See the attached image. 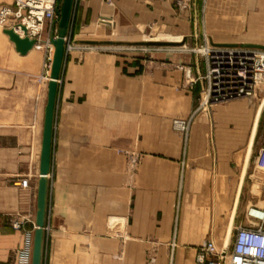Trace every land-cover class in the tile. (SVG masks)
Listing matches in <instances>:
<instances>
[{"label": "crops", "instance_id": "1", "mask_svg": "<svg viewBox=\"0 0 264 264\" xmlns=\"http://www.w3.org/2000/svg\"><path fill=\"white\" fill-rule=\"evenodd\" d=\"M208 2L212 44L264 46V0ZM175 5L75 0L58 83L43 264H197L205 243L224 248L230 232L232 239L249 224L240 204L255 146L250 108L196 113L204 58L162 49L145 60L113 48L145 34L196 35V22ZM49 36L22 56L0 30V264H23L36 229ZM189 119L187 134L172 126ZM263 162L256 160V178Z\"/></svg>", "mask_w": 264, "mask_h": 264}, {"label": "built area", "instance_id": "2", "mask_svg": "<svg viewBox=\"0 0 264 264\" xmlns=\"http://www.w3.org/2000/svg\"><path fill=\"white\" fill-rule=\"evenodd\" d=\"M0 5V28L13 30L21 38L36 41L35 48L43 42L49 31L48 61H52L53 46L49 43L56 38L60 14L57 10L63 0H9ZM25 28V30H23ZM68 38L66 39V45ZM68 49L70 46L68 45ZM66 48V49H67ZM207 71L203 78L206 82L202 95V108L217 104L250 98L264 85V50L244 48L240 45L228 47L207 44L203 50ZM190 121H174L176 131L187 134ZM264 152V142L262 153ZM262 155V154H261ZM134 164L136 161L133 162ZM18 185L28 188L29 179L21 180ZM251 208L247 211L248 225L236 227L231 248L226 252L214 243H205L198 251L197 264H264V218L254 216ZM264 211V209H257ZM15 230L22 228L21 222H15ZM32 241L22 252L24 263L32 264ZM154 261L151 262L153 264Z\"/></svg>", "mask_w": 264, "mask_h": 264}, {"label": "rangeland", "instance_id": "3", "mask_svg": "<svg viewBox=\"0 0 264 264\" xmlns=\"http://www.w3.org/2000/svg\"><path fill=\"white\" fill-rule=\"evenodd\" d=\"M9 1V0H7ZM176 1V8L179 12L185 13L188 15V17H191L193 19L188 18V22L192 24V27H194V22H196L197 27V33L195 35L194 31L193 34L189 37H179V36H173V35H162V34H155V35H140L138 37L137 43H127L125 41L116 43L114 49H121L126 53L129 49H135L137 50L139 56L144 57L145 60L152 59V57L156 58L158 57V54L160 55V50L162 49H172V50H182L185 53H190L194 57L198 58H204L203 56V50L206 48L207 44L211 43V19H210V4L209 0H175ZM199 1V2H198ZM196 14V19H194V15ZM196 20V21H194ZM1 30V28H0ZM115 39V38H114ZM151 43H174L172 46H154ZM127 49V50H126ZM51 63L52 61H48L46 65V69L50 71L51 69ZM189 83L190 86H193L198 82V79H191V76L189 77ZM205 89V88H204ZM201 91V95L199 97V103L196 107L197 110L201 106L202 102V95L203 91ZM234 103H240L250 108V111H252V118H251V130L253 128V124L255 121V117L258 114V111L261 109V117L257 129V135L255 139V146H254V152L252 156V161L250 164V168L248 171V176L246 179V189L244 190V194L242 196L241 204H240V217H243L245 215V212L247 214V211L251 208H257V209H264V175L262 177L256 178V160L258 157L264 155V152L262 153V144L264 142V85L256 90V92L253 94L250 98L240 99L236 101H231L227 103L217 104L212 107L202 108V110H211L215 109L216 107L220 106H229ZM263 105V107H261ZM199 111V112H200ZM176 121V120H174ZM174 121L172 123V126L174 128ZM190 121L191 120H187ZM182 133V132H181ZM23 180V179H22ZM19 222V221H16ZM15 222L12 223V228ZM14 229V228H13ZM15 230V229H14ZM20 230V229H19ZM32 241V252H33V241H34V235L30 236V242ZM232 245V239L230 240V243L228 245V248H231ZM28 247V244L27 246ZM220 249H223L220 248ZM152 261H150L149 264H151Z\"/></svg>", "mask_w": 264, "mask_h": 264}, {"label": "water", "instance_id": "4", "mask_svg": "<svg viewBox=\"0 0 264 264\" xmlns=\"http://www.w3.org/2000/svg\"><path fill=\"white\" fill-rule=\"evenodd\" d=\"M75 0H63L62 4H59L57 10L60 14V21L58 24V31L56 38L50 40L51 45L54 48V55L50 69V81L48 84V96L45 109L44 128L42 149L40 158V178L38 182L37 191V212H36V229L34 232L33 252H32V264H43V248H44V228L46 222L47 212V199H48V177L51 171V158H52V141H53V128L56 100L58 93V83L61 77L64 60L66 57V39L70 29L71 17L74 9ZM25 30V28H23ZM3 33L9 38V40L15 45L16 51L22 55H27L33 50L36 41L29 38H21L13 30H4ZM154 46H172L174 43H151ZM218 46L233 47L237 45L227 44ZM244 48L261 49L264 50L262 45L243 44L240 45ZM264 105V104H263ZM263 105L261 107H263ZM261 109L256 116L252 137L251 146H253L257 129L261 117ZM246 167L244 170V176ZM240 195L236 199V207L238 205ZM231 240V232L228 235L226 244L224 246V252L227 251L228 245ZM223 264V262H221Z\"/></svg>", "mask_w": 264, "mask_h": 264}, {"label": "bare ground", "instance_id": "5", "mask_svg": "<svg viewBox=\"0 0 264 264\" xmlns=\"http://www.w3.org/2000/svg\"><path fill=\"white\" fill-rule=\"evenodd\" d=\"M9 3H10V1H9ZM49 43L51 44L50 41H49ZM47 44H48V43H47ZM40 46H41V44H40ZM40 46H39L38 48H35V47H34L32 51H37V49H39ZM53 55H54V53H53ZM53 55H52V59H53ZM260 159H261L262 161H264V155H261V156H260ZM263 163H264V162H263ZM39 178H40V177H39ZM29 185H30V181H29ZM29 185H28V187H29ZM37 189H38V186H37ZM252 214H253L254 216H257V217H260V218H264V211L254 209V211L252 212Z\"/></svg>", "mask_w": 264, "mask_h": 264}]
</instances>
